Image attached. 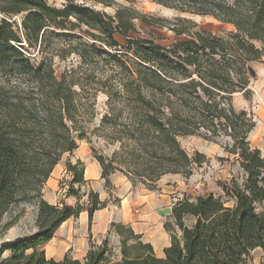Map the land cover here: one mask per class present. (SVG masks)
<instances>
[{"label": "trees", "instance_id": "obj_1", "mask_svg": "<svg viewBox=\"0 0 264 264\" xmlns=\"http://www.w3.org/2000/svg\"><path fill=\"white\" fill-rule=\"evenodd\" d=\"M85 1L115 8V14L74 0L61 9L45 0H0V238L22 218L24 210L12 212L23 205L33 207L37 230L5 244L1 264H250L257 250L264 264V158L248 142L253 119L232 102L236 94L249 92V64L264 63V0H150L233 26L222 38L196 32L188 18L170 25L150 21L119 0ZM136 21L165 23L184 38L169 47L137 38ZM76 30L92 43L70 42L63 52L84 62L102 61L113 71L102 86L114 105L112 133L119 149L108 161L95 155L106 186L117 172L133 187L141 184L150 191L166 175L188 178L194 164L205 160L199 154L191 158L179 141L194 135L226 141V151L238 157L246 175L242 186L224 187L226 199L209 195L174 203L171 221L164 224L171 245L163 259L122 223H112L100 244L90 243L83 259L56 261L42 249L68 220L87 212L91 228L94 214L106 208L94 191L85 203L77 192L70 193L78 199L75 207L65 201L52 205L43 195L62 156L87 139L83 121L89 100L83 103L80 97L83 86L75 71L58 76L52 61L33 65L25 49L39 44L41 51L50 37L77 39ZM112 120L106 115L103 124L111 126ZM67 172L70 189L87 183L82 163L68 164ZM6 252L9 256L2 258Z\"/></svg>", "mask_w": 264, "mask_h": 264}, {"label": "rangeland", "instance_id": "obj_2", "mask_svg": "<svg viewBox=\"0 0 264 264\" xmlns=\"http://www.w3.org/2000/svg\"><path fill=\"white\" fill-rule=\"evenodd\" d=\"M45 1L49 6L59 9L67 4V0ZM74 1L78 4L94 5L97 10L104 11L111 16L116 11L115 8H106L90 1ZM118 2L120 5L135 9L150 21L160 20L173 25L178 18H188L197 25L195 31L205 35L222 38L234 30L233 26L218 22L210 16L182 14L150 0H135L133 3L122 0ZM3 18L0 14V21ZM21 18L22 16H17L14 20L21 24ZM135 24L138 30L135 37L153 39L165 47L184 38L177 37L165 23L158 22L149 26L144 22L136 21ZM72 34L76 35L77 39L50 37L47 39L45 49L41 51L39 44L33 49H25V54L33 65L37 66L41 61L47 59L52 61L58 76H61L65 71H75L76 79L83 86V90H78L80 97L83 103H85V99L89 100L88 117L83 121L87 139L78 141L76 150L62 156L57 166L63 169V176L59 179L58 185L54 187L55 189L45 192L49 198L54 197V193L57 194L56 205L65 201L69 206L75 207L78 199L70 193L77 192L82 198L81 203H85L89 199L90 191H94L106 204V210L103 212L105 216H100L103 214L97 212L94 214L91 228H89L87 212L82 213L78 219H70L63 227L61 234L57 236V248H60L62 243H66L64 251L68 250L65 257L81 259L86 255L90 243L98 245L108 236L112 223L131 226L137 234L143 236L147 243L163 244L166 239H170V236L165 232L164 224L171 221L170 216L174 203L178 200H195L209 195L226 199L224 187H229L232 183L242 186L246 175L240 167L238 157L226 151L224 147L226 141L214 142L206 140L201 135H194L181 137L179 141L191 158L194 159L199 154L205 160L201 165L194 164L192 174L188 178L180 175L166 176L157 183L156 190L150 191L141 184L133 187L122 173L117 172L110 176L109 186L105 185V181L99 179L95 181L94 185L86 183L75 185L70 189L68 182L72 175L67 172L68 164L76 165L80 162L86 173L89 164L97 162L95 155L102 156L108 161L119 149V143L113 141L112 133L116 120V116L114 117L115 114H113L114 105H110V97L102 86L113 75V71L109 65L102 61L84 62L76 54H65L63 51L68 48L70 42H73L74 45L82 41L92 43L91 39L82 35L79 30ZM117 39L120 44H125L123 37H117ZM63 56L65 57L63 58ZM248 77L249 92L236 94L232 102L237 112L245 111L253 119L255 126L249 134L248 142L251 148L259 150L264 158V63L262 61L251 62ZM106 115L113 119L111 126L103 124V118ZM127 115L125 112L122 119L124 120ZM45 187H48L47 183ZM44 190L43 195H45ZM23 210L22 217L29 228L35 218L33 207L20 206L13 210L12 215ZM8 243L10 242L6 235L0 238V250ZM262 260L263 253L258 250L254 252L250 264H261Z\"/></svg>", "mask_w": 264, "mask_h": 264}, {"label": "crops", "instance_id": "obj_3", "mask_svg": "<svg viewBox=\"0 0 264 264\" xmlns=\"http://www.w3.org/2000/svg\"><path fill=\"white\" fill-rule=\"evenodd\" d=\"M62 172H63V169L58 168V166H56L54 171L52 172L50 178L47 181L48 187H45V190H44V194H45L44 199L52 205H56V203L58 202L57 194L54 193V197L51 196V198H49L45 191L50 192V191H52V189H55L54 187L56 185H58L59 179L63 176ZM101 175H102V170H101L100 165L97 162H92L89 164V166L86 170L85 181L87 183L94 185L95 181H98L99 179H101ZM166 176H178V175H166ZM166 176H164V177H166ZM164 177H162V178H164ZM105 210H106V208L98 211L97 213L103 214L100 216H105V214L103 213V212H105ZM24 220L25 219H23V217H22L19 220V222L6 233V237L9 239V242L17 241V240L22 239L24 237L31 236L32 234H34L37 231L35 228V222L34 221L32 223V226L27 228ZM67 222H65L62 225V227L55 234V237L48 244L42 246V249L45 251L48 259H54L56 261H61L64 259L65 253H67L68 249L66 251H64L65 250L64 248L66 247V245H65L66 243H62L60 248H57L58 247L57 246V241H58L57 236H59V234H61V231L63 230V227L65 226V224H67ZM148 243H150V242H148ZM150 244H152V246L154 248V252H155L156 257L163 259V258H165V249L170 247L171 242H170V239H166V241L163 244H159V243H150ZM9 254H10L9 252H6L2 256V258L8 257ZM85 256L86 255H84L83 258ZM83 258H81V259H83ZM74 259H80V258H74ZM0 264H1V260H0Z\"/></svg>", "mask_w": 264, "mask_h": 264}]
</instances>
